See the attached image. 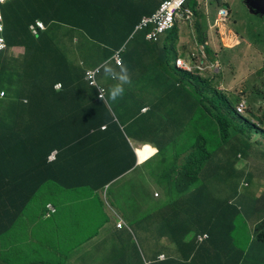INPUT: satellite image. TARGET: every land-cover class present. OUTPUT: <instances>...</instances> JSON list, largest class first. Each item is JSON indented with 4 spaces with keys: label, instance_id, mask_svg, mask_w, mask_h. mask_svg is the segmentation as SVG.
<instances>
[{
    "label": "trees",
    "instance_id": "1",
    "mask_svg": "<svg viewBox=\"0 0 264 264\" xmlns=\"http://www.w3.org/2000/svg\"><path fill=\"white\" fill-rule=\"evenodd\" d=\"M38 1L39 6L27 0L16 10L10 8L11 2L2 6L6 20H11L13 13L16 16V25L5 21L8 43L24 47L26 53L20 70L10 71L16 73L13 75L15 86L11 87L12 90L6 86L0 88V92H6L5 98L0 99V118L15 121L8 123L7 120L5 127L0 125V264H83L81 259L88 262L85 264H209L208 260L213 264V260L222 259L220 255H214L220 244L225 240L234 244L236 228H242L248 244L252 243L255 249V252H249L250 257H263L264 264L261 247L264 245V190L260 191L264 187V130L260 143H250L253 134H258L259 130L235 109L241 100H245L249 117L264 126V103H261V99L264 101V80L231 96L217 88L221 83L213 81L216 77L203 78L194 72L176 69L172 63L178 55L184 54H180L179 24L153 44L145 40L150 29L136 32L143 38L136 37L135 33L130 39L138 21L152 15L164 0H139L137 7L142 8L136 16L123 7V0H90L84 9L81 7L83 0H73L70 4L65 3L66 11L54 10L44 0ZM187 5L193 8L195 15L191 29L205 43L207 34L200 21L206 15L197 0H188ZM37 21L46 29L36 26L38 34H35L30 25H36ZM23 23L26 25H20ZM62 25L68 30L74 28L81 32L76 43L71 41L74 46L80 39L94 42L88 49L91 58L77 59L78 67L70 64L64 49L55 43L64 41L56 35ZM185 35L194 42L191 34L186 32ZM254 45L257 50H251L249 69L253 68L251 73L258 71L261 76L264 73L261 67L264 64V42H255ZM124 47L123 66L129 70L132 82L134 72L142 75L145 82L152 79L153 76H148L152 70L162 77L156 82L158 85L149 84L155 89L154 96L158 94L151 104L134 91L140 90V85L131 83L124 86V95L118 99L123 104L115 106V102L107 98L108 91L117 83L111 78L109 86L103 84L107 90L103 102L96 89L84 79L86 69L99 68L97 78L101 81V65L104 63L118 68L113 56L115 51ZM188 47L184 46V49ZM206 52L213 61L228 62L225 49L215 56L209 47ZM193 58L198 62L199 55ZM3 65H6L5 60ZM66 76H75V85L63 81ZM58 82L62 83L61 91L55 90ZM65 86L73 87V94L78 88L85 92L90 89L92 99L105 108L111 121L103 120L105 117L100 114L97 123L91 124L87 130L81 124H70L64 112L66 105L62 112L50 108L52 98H65L67 93L62 94ZM147 105L149 109L143 113L142 109ZM254 108L260 110V116H255ZM130 117L136 121L125 126V120ZM25 119L29 121L24 123ZM104 122L109 124L103 132L99 126ZM128 138L156 145L158 152L151 160L155 163L163 157L164 164H155L156 172H162L156 176L167 184L165 196L174 200L168 204L162 202L163 222L158 223L151 212L141 216V223L146 219L159 237L152 240L143 236L140 239L135 230L124 227L116 233H125V237L116 233L111 237L101 235L106 244L100 245L96 240L100 227L112 218L105 212L107 207L100 191L109 183L108 192L116 187L122 196L125 193L135 196L139 190L132 182L120 185V178L127 173L130 163L125 164L122 158H117L116 151L127 149L131 165L135 167L137 163L136 147H130ZM171 145L174 146L173 152L168 148ZM53 150L59 153L56 161L50 164L48 157ZM25 155L29 169L31 163L35 168L28 175L21 170L18 160ZM167 155L170 160L166 159ZM69 163H77L74 171L79 177L73 185H64L57 179L61 181L60 171H68L66 166ZM136 167L137 171L138 168H147V161ZM145 175L146 183L156 179L149 171ZM225 188L229 194L216 201ZM158 198L160 200L161 196ZM238 198H245L251 210L246 211ZM61 200L69 201V213ZM49 201L60 208L54 215L45 217L47 220H42ZM34 205L37 213L31 211ZM119 211L124 214L123 209ZM254 215L262 216L263 221L249 229L248 220ZM211 225L213 229L209 227ZM200 232L209 233L210 238L198 244ZM45 233L44 237L41 236ZM163 238L171 239L177 250L170 252L168 248L164 260H159L156 252L150 257L153 259H149L144 241H154L155 248ZM104 247L107 253L100 256V249ZM78 248L82 251L79 254Z\"/></svg>",
    "mask_w": 264,
    "mask_h": 264
},
{
    "label": "rangeland",
    "instance_id": "2",
    "mask_svg": "<svg viewBox=\"0 0 264 264\" xmlns=\"http://www.w3.org/2000/svg\"><path fill=\"white\" fill-rule=\"evenodd\" d=\"M218 1H220L221 5L223 6L226 5L225 2L228 3L229 11L231 10L230 13L231 14L234 13V16L232 17V19L234 20V24H235L234 30L237 31L239 35H236L232 31L233 33L230 32L231 35L229 36V39L225 36L221 39V36L218 35L221 29L215 26V22H213V27L212 29H210V26L212 25H210V23H208V21L206 20L208 18L216 16L217 9L220 6ZM200 9L203 10V12L206 14V17H207V18L202 17L200 21L203 29H205V35L207 34L206 42L205 43L201 42L195 30L193 31L191 29V25L193 24V22H189V24L183 23L182 25L186 26V32L188 34H191L192 38L193 39L195 38V39H194L193 45L185 49V51L180 50V54H182L183 52H186L188 54L193 53L194 55H199V59L202 60L201 65L203 66L204 63L206 64L211 63L209 56L205 51L206 46L210 47L213 56H215L218 52L221 51L222 48H224L225 49L224 55L228 62L226 64L223 63V66H221L220 61H217L214 64L215 69H213V71L209 72L208 74L216 77L213 79L214 82L218 81L219 84L221 83L220 86H217L219 90H222L225 93L227 92L231 94V96H233V94H237L241 92V90L244 88H247V87L253 88L255 83H260L261 81H263L264 73L261 74V76L258 74V71L251 73L253 68L249 69V61H251V55H250L251 50L252 49L257 50L254 48L255 45L251 43H254L257 41L264 42V16H262L260 19L251 16L247 12L246 8L244 7L242 0H201ZM212 20L214 19L212 18ZM205 22H206V26H204ZM220 26H222V24H220ZM227 26L230 28L229 24ZM65 29L68 30L66 27ZM212 33H215V35L217 34L219 36L220 41H217L216 38L210 39L208 34H212ZM226 33L227 35H229L228 30H226ZM254 33H256L257 38L251 39V43H248L247 41L242 40V39L248 38L251 34H254ZM141 36L142 34H139L138 38H141ZM239 36H241L242 39H240ZM237 38H239L240 43H242L244 47L242 48H240V46L235 47V41L233 40ZM190 40L192 41L191 38L186 36L184 38L185 44L186 42ZM217 42H221V45L220 44L218 45ZM63 43H65V47L63 48L64 52L72 53V54H69L68 56L73 55L77 57L76 54H78L80 55L81 60H84V61L87 60V58L88 59L91 58L89 57L88 49L90 46H93L94 42H91L90 40H87V39H80L79 43L75 44V46H77L79 51L74 50L73 44L69 38L65 39ZM233 47H235L234 52L231 51ZM97 55L98 53L96 54V56ZM214 62L215 61H213V63ZM261 67H263V70H264V64L263 66L261 65ZM222 69H224V71ZM134 74H135V77H134L132 84H135L138 86L140 85V90H134V91H137V94L140 97L146 98L147 103H150V104L153 103L154 101L153 98L158 95L157 94L156 96H154L155 89L152 86L149 87V84H147L145 80L142 81V78L140 77V75H137L135 72ZM199 75L203 76V74L201 73H199ZM100 79L104 85L109 84V78L104 77V75H101ZM260 99L261 98L259 97L255 103L258 104ZM261 103H264L262 99H261ZM247 110L248 109H246V115H247ZM255 110H256L255 116L256 117L260 116V113H259L260 110L258 111V109L254 108V112ZM133 141L136 147L139 161L141 162L140 165L144 164L147 161V168H140V169L138 168V171L134 170L132 173H130L126 177H125L126 174L122 175L123 179H120V185L126 186L130 182H132L133 184L138 185L136 187L139 188V190L136 192L135 196H129V193H125L122 196V195H119V191L116 187H112L110 191L107 192L106 197H107L108 203L111 206H114L118 208L119 210L123 209L124 211L123 218L125 219L126 224H127V226L124 225V227H127L128 230L130 229H132L133 231L135 230L140 239H142L143 236L147 238L150 237L151 239H153L159 236L155 234L152 231V229L148 226V221L146 219H143L141 223V216L145 217L146 215H148L149 212H151V213H154L153 215V218H154V216L156 215V212L160 210L162 206V202L168 204L172 202V200L174 199L172 197L169 198V196H165V194L167 193V191H165L167 184H165L166 182L164 180L159 179L156 176L157 173L161 172V171L156 172L158 171V168H156V165H164L162 163L163 157H160L159 158L160 160L156 161L155 163L151 160L154 157L153 155L158 152L156 145L152 142L151 144L140 142L137 139ZM168 148L170 151L172 152L174 151L173 145L168 146ZM180 150H182V148H179V151ZM181 157L183 158V156ZM148 158H150L149 159L151 160L150 162L147 160ZM166 159L170 160V156L167 155ZM148 171L150 172L151 175H155L156 179L153 178L151 179L152 181L149 180V182L146 183V181H144L146 177L145 173H148ZM151 183L152 185L150 186ZM143 185H145V188L143 187ZM126 188L129 189V186H127ZM154 190H155L154 192L155 197L153 195ZM254 190H256L255 193L259 195L257 192V189H254ZM263 190H264V187L262 186L260 188V191H263ZM156 192H158L159 195L161 196L160 200L158 198L160 196L156 195ZM227 192L229 191H227L226 188L222 189V193L219 196L221 197L226 194H229ZM122 203H126L125 206H123ZM92 208L93 209L95 208V203L92 205ZM31 211L32 213H37L38 209L34 205L31 207ZM39 218L40 216H38L37 220ZM155 220L158 223L163 222L162 217H159L158 219H155ZM41 224L47 226V224H43V223ZM116 234H118L119 237L120 236L125 237L124 235L125 233H116ZM45 235L46 233L42 234L41 236L44 237ZM233 239L237 243L238 248L240 250H244L246 247H248L247 246L248 240H247L246 233L243 231H239L238 228L235 229ZM162 247H164L165 249L168 247H175L174 250L175 251L177 250V246L169 238L161 239L159 248H162Z\"/></svg>",
    "mask_w": 264,
    "mask_h": 264
},
{
    "label": "crops",
    "instance_id": "3",
    "mask_svg": "<svg viewBox=\"0 0 264 264\" xmlns=\"http://www.w3.org/2000/svg\"><path fill=\"white\" fill-rule=\"evenodd\" d=\"M28 1H33L36 4H38V6H39V1L38 0H28ZM89 1L90 0H83L81 7L84 9L86 4ZM26 2H27V0H13L11 2L13 5H11L10 8H13V9L16 10L18 7H20V5L22 3H26ZM44 2L49 3V5L51 7H53L54 10L66 11L67 8L65 7V3L66 4H70L71 2H73V0H44ZM138 2H139V0H133V1L132 0L131 1L123 0V3H124L123 7H125L127 10H130L129 13L132 14V15H133V12H134L135 16H136V14L142 8V7H137L136 3H138ZM11 17H12L11 20H6L5 19V21L9 22V24H11V25H16V20H15L16 16H15V14L14 13L11 14ZM212 18L215 20L216 16L208 18L206 20V21H208V23H210V25H212V26H210V29H212L213 22H214V20H212ZM205 24H206V22H205ZM20 25H26V23H23V24H20ZM224 29L228 30L229 35H228L227 38L229 39V36L231 35L230 32H232L234 29H229L227 27H224ZM224 29L221 30L220 33H218V35L221 36V39L225 36L224 33H223ZM67 31H74V30H67ZM80 34H81V32L74 31V33L72 35L66 34V35L62 36L61 34H58V32H56V35L62 37L64 40L67 39L66 37H68V36H70L69 37L70 40L74 39L75 37H79ZM185 34H186V26L180 24V38H181V40H180V43H179V47L181 48L182 51H185L184 46L188 45L189 47H191L193 45V43H194V42H192L190 40V41L186 42V44H185V41H184V38L186 37ZM208 35H209L210 39L216 38L217 41H220L219 36L217 34L215 35V33H212V34H208ZM250 38H251V35L248 37V39H250ZM55 43H57V44L59 43L61 48L65 47V43H63V41H55ZM217 43H218V45L219 44L221 45V42H217ZM25 53H26V50H25L24 47H17L16 48L17 56L21 57ZM69 54H72V53L65 52V55H66L68 61L70 62V64L75 65V66L78 67V62H77L78 58L73 56V55L68 56ZM54 57L57 58L58 56H54ZM3 60L6 61V65H3ZM10 60H12V59H8L4 54H0V75H1V77H0V88H2L3 86H6L8 88H11V87L15 86V78H14L13 75H15L16 73L13 72V74H12V72H10V71L14 70V71L17 72L18 70H20L21 64L23 62L19 58H17L18 64H16L15 62L11 63ZM1 67H2V69H1ZM149 75L153 76V78L149 79L147 81L148 84H157L156 82H158L159 80L162 79L161 75L157 74L156 70H152V72H150V73L148 72V76ZM49 77H50V79H52V76H49ZM140 77L142 78V75H140ZM75 78H76L75 76H66L62 80L63 81L65 80L66 82H68V84H70L72 86V85H75V84H73L74 81H75ZM58 83H60V82H58ZM114 85H112V87ZM71 86H69V87L65 86L67 88L62 93V94L67 93L65 98H63V99L62 98H52L51 99L50 108H54V109L58 110L59 112H62V110H61L62 107H64L66 105V108H65L64 112L67 114V117H69L70 124H81L83 129H86V130L89 128V126L91 124L97 123L96 120H98L97 118H99L100 114H102V117H105V119H103V120L111 121V116L107 113L105 108L99 102H96V101H94L92 99V94L93 93L91 92L90 89L87 92H85L82 88H78L77 92L75 94H73L74 88L71 87ZM11 90H12V88H11ZM169 95H170V93H169ZM39 103H40V105H43L41 102H39ZM120 104H123V102H118L117 100L115 101V106H118ZM145 108H148V105ZM18 117H20V115ZM130 118L131 119H126L125 120V122L127 124H125L124 121H123L125 126L129 125L131 122L134 123V121H136V120L133 119V117H130ZM7 120H8V123L15 122L12 119L0 118V125L5 127L4 123ZM28 121H29L28 119L23 120L24 123H27ZM108 124H109L108 122H104V124L100 125L99 127L101 128L103 126H107ZM136 133H137V130H136ZM128 142H130V147L132 148L134 146V141H132V139H128ZM119 147H121V149H123L122 145H118V148ZM53 151H55V150H53ZM128 152L129 151L127 149L124 152L122 150H117L116 151L117 158H122V161L125 164L130 163V165L127 167V171H126L127 173H126L125 177L127 175H129L130 173H132L137 168L136 165H135V167H133L131 165V162L128 160L129 159L128 156H127ZM18 160H19V165L21 167V170L24 171L26 175H28L29 172H31L32 170H35L34 165L32 163H31V168L29 169V163L27 162L29 160L27 159V155L21 156ZM48 163L51 164V162H49V160H48ZM111 163H113V160H111ZM76 165H77V163H75V164L74 163H69L66 166V169L68 171L61 170L60 171V179H61V181L58 180V179H57V181L59 183H61V184H64V185H73L75 183V179H77L79 177V174L77 172L75 173V171H74L75 168H76ZM6 166H7V164H5V167ZM137 166H139V163H138ZM120 179H123L122 176H121ZM114 182H115V180H114ZM154 192H155V190L153 191V195H154ZM154 197H155V195H154ZM220 200H223V198L219 197L216 201H220ZM237 200L242 203V207L246 211H250L251 210V206H249L247 204V201H246L245 198H238ZM61 203L65 206V210L68 211V209L70 208V206H68L69 201L67 200V201L64 202L63 200H61ZM56 206L58 207V209L60 208L58 205H56ZM69 212L70 211H68V213ZM45 213H44V215L42 217V220H47L48 219V218H45ZM107 215H110L109 211H107ZM159 217H162L163 219L165 217L164 214H163L162 209L159 210L158 212H156V215L154 216V219H158ZM262 219H263L262 216L254 215V216L250 217V219L248 220L249 229L254 228L255 226H257L260 222L263 221ZM115 225H116L115 224V219L112 217L111 219H109V221L107 223H105L104 227H102V228L100 227L99 239H96L97 242L100 245H102V243L104 242L102 240V238H101V235H106L107 236L109 234V236L111 237L113 235V233H116L118 231L117 230L118 228ZM209 227L211 229L214 228L213 225H211ZM205 228H207L206 230L211 231L210 228H208L206 226H205ZM240 229H242V228H240ZM240 229H238V230L242 231ZM107 230H108V233L106 232ZM202 233H207V232H200V234H202ZM152 240L144 241V248H145L146 256L149 259H153V257L152 258H150V257L153 256L155 252H156V255H158V257H159L162 254L163 255H167V253L170 250L174 251L175 247H168V248H170L169 251H168V248H166V249L164 247L159 248V245H160L161 241L159 242L158 247L155 246V248H154L153 247L154 241H152ZM225 241L226 242H224V243L219 245L218 250L214 253V255H218V256L220 255L222 257V259L219 257L217 260H213L214 261L213 264H263V262H262L263 261V257H260V259H259V256H256V255L253 256L252 258L250 257L249 252L250 253L255 252V249L252 248L253 247L252 243L251 244H247L248 247H246L244 250H240L238 248V245L235 242V240H234V244H231L229 241H228V243H229L228 244L227 240H225ZM104 244H106V242H104ZM261 247H262V253L264 255V245H261ZM76 251L78 252V254L80 252H82L81 248H78ZM100 251H101V253L99 254L100 256H104L107 253L106 247H104L103 249H100ZM73 257H74V254H73ZM260 260H261V263H259ZM84 262L88 263L85 259H81V263L85 264ZM207 262L209 264H211V260H208Z\"/></svg>",
    "mask_w": 264,
    "mask_h": 264
},
{
    "label": "clouds",
    "instance_id": "4",
    "mask_svg": "<svg viewBox=\"0 0 264 264\" xmlns=\"http://www.w3.org/2000/svg\"><path fill=\"white\" fill-rule=\"evenodd\" d=\"M12 1H13V0H8V1H6L5 3H3V4L0 5V7H1V17H2V26H3V33H2V35H3V38H4V42H5V47H4L3 49H0V54H4L8 59H12V60H10L11 63H14V62H15L16 64H18V60H17V58H19V59L22 60V57H23L24 54H23L21 57L17 56V54H16V48L19 47V46H12V45H10V44L8 43V38H7L6 35H5V30H6L5 18H4V15H3V13H2V6H3L4 4H6V3H10V2H12ZM166 1H171V0H164L152 15H150V16H144L143 18L140 19V21H138V24L136 25V28H135L134 32L132 33V36H131L130 39H132V38L137 34V33H136L137 31H139L138 33H140V32H143V31L146 30V29H150V30L146 33V35H145V40H147L149 43L153 44L154 42H158V41L161 39V37H162L163 34H166L169 30L173 29L174 26H175L176 24H179V25L181 24V25H182L183 23H188V24H189V22H194V18H195L194 10H193V8H191L190 6L187 5V1H188V0H185L184 5H183V8H182L181 12L179 13V15H182V14H183V16H182V17H180L179 15L175 16L174 23H173V25H172L171 28H169V29H167V30H164V31H162V32H157V31H156V27H157V26L154 25L153 23L148 22L147 24H144L143 21H144V20H149V19H151L154 15H156V14L159 12V10L161 9L162 5H163ZM0 2H2V0H0ZM197 2H198V6H199V8H201V1H200V0H197ZM218 2H219V4H220V6H219L218 9H217L216 18H215V20H214V22H215V26H216L217 28L219 27L221 30H223L224 27L229 28V27L227 26V25L229 24V26H230L229 29H234V26H235V25H234L233 22H232V21H234V20L232 19V17L234 16V13H233V14L230 13L231 10L229 11L228 3H227V2H225V4H226L225 6L221 5L220 1H218ZM242 3H243V0H242ZM243 5H244V3H243ZM244 7L246 8L245 5H244ZM186 10H189V11H190L189 17H187L188 14L186 13ZM246 10H247V12L249 13V11H248L247 8H246ZM221 11H225V12H226V16H225L224 18H222V19L220 18V15H219V13H220ZM249 14H250V13H249ZM205 15H206V14H205ZM250 15L253 16V17H256V18H258V19H260L262 16H264V15H262V16H259V15L254 16V15H252V14H250ZM205 18H207V17L205 16ZM230 23H231V24H230ZM39 24H41L42 26H39ZM220 24H222V26H220ZM36 26H37V27H40L42 30H45V29H46V27H45L44 24H42L41 22L37 21V24H36V25H35V24H31V25H30V29H31L32 32L35 33V34H38V29L36 28ZM32 27H33L34 29H33ZM72 30H74V31H79V30H75L74 28H72ZM74 31H72V33H74ZM56 32H58V34H61L62 36L66 35V34L71 35V33H67V30L65 29V26H64V25H62L60 29H57ZM79 32H80V31H79ZM233 32H234L236 35H238V34L235 32V30H233ZM135 33H136V34H135ZM223 33H224V35H225L226 37H228V35H227L225 29H224ZM134 34H135V35H134ZM152 34H154V36L149 37V36L152 35ZM138 35H139V34H137L136 37H138ZM69 37H70V36H68V37H66V38H69ZM141 37L143 38V35H142ZM76 38H78V37H75L74 39H71V41H72V40H75L74 43H76ZM239 38L242 39L241 36H239ZM239 38H237V39L234 40V41H235V47L240 46V48H242V47H244V46L242 45V43H240ZM256 38H257V35H256V33H254V34H251V38H250V39L247 38L248 40H247V39H242V40L247 41L248 43H251V39H256ZM133 41H134V39H133L131 42H133ZM131 42H130V43H131ZM257 42H259V41H257ZM257 42H256V43H257ZM254 43H255V42H254ZM254 43H251V44L254 45ZM14 47H15V49H14ZM207 47H209V46H206V48H207ZM254 47H255V46H254ZM73 48H74L75 51L77 50L76 46H74V45H73ZM206 48H205V51H206ZM209 48H210V47H209ZM233 48H234V47H233ZM222 49H224V48H222ZM124 50H125V47L122 48L121 50H117V51H115V54H114V56H113V58H114V60H115V61H114L115 64H116L117 66H119L118 68L115 67V66H112V65L109 64V63H104V64L101 65V69H102V72H103L104 77H106V78H111V79H114V80L117 81V83H116V84H115V85H114V86L108 91L107 98H108V100H109L110 102H115V101L118 100L119 98H122L123 95H124V92H125V87H124V86H125V85H131V83H132V81H131V75H130L129 70L127 69L126 66H123V57H122V53L124 52ZM183 53H184V54H182V55H178V58H176L175 61L172 63L173 66L176 67V69H178V70H180V71H182V72H183V71H184V72H188V73H192V72H194V73L196 74V76H200V77H203V78H204V77H208V78L211 77V78H214L215 76H212V75H209V74H208L209 72H212L213 69H215L214 64H215L217 61H220L221 66H223V62H222L220 59L214 60L215 62L213 63V59H212V58H211V59L209 58V59H210V62H211L210 64H206V63H204L203 66H202V65H201L202 60L198 59V62H195V60H194L193 57L196 56V55H194L193 53H189V54L186 53V52H183ZM206 53H207V52H206ZM117 54L120 56V59H121V64H120V65L117 63V59H116V55H117ZM76 56H77L78 59H80V55L76 54ZM178 60H182V61H184V65H185L184 68H181V67L178 66V64H177V61H178ZM21 63H22V62H21ZM213 66H214V67H213ZM222 68H223V67H222ZM222 70L224 71V69H222ZM88 72H94V74H95V81H96V84H95L94 80H92V78H89V79L87 78V73H88ZM199 73L203 74V76L199 75ZM98 74H99V68L86 69V70H85V78H84V79H85L86 82H88V84H89L92 88H95V89H96L97 94H98V98L104 102V101H105V98H106L107 90H106L105 87L103 86L102 81H99V80H98V78H97ZM146 83H147V82H146ZM58 85H61V87H60V88H57ZM62 89H63L62 83H57V84L55 85V90H57V91H61ZM102 89L105 90V94H104V92H103ZM5 96H6V92H5V91H1V92H0V99L5 98ZM243 101L245 102L244 109H242V111L239 112L238 109H237V107H238V105H239L241 102H243ZM247 108H248V104H247V102H246L245 100H241V101L235 106L236 113H237L238 115H240V116H244V118H247V120L250 121L253 125H255V126H256V129L259 130V133H258V134H253V137L250 139V143H252V144H257V143H260V142L262 141L263 136L261 135V131L264 130V129H263L264 126L260 125V123H258L257 121H255L254 118L249 117L248 114L246 115V109H247ZM148 109H149V108H144V109H142V112H143V113H144V112H147ZM101 130L106 131V130H107V126H103V127H101ZM128 139H130V138H128ZM128 139H127V140H128ZM132 141H133V139H132ZM129 144H130V142H129ZM134 146H135V144H134ZM134 151H135V154H136V156H137V163H136V166H137L138 163H139V165H140L141 162L139 161V157H138V154H137L136 149H134ZM58 153H59L58 150H55V151L51 152V154H50L49 157H48L49 162H55L56 159H57V155H58ZM53 154H54V159H53V160H50V158H51V156H52ZM151 157H152V156H151ZM151 157H150V158H151ZM150 158H148L147 160H149ZM113 181H114V180H113ZM110 185H111V183L105 185L104 190H101V191H100V192H101L100 195H103V198H104L103 200H104L105 205H106V207H107L106 212L109 211L110 215H112V217L115 219V224H116L115 226H116L118 229H122V228H124V225L127 226L126 221H125V219L123 218V214L119 211L118 208H116V207H114V206H111V205L108 203V200H107V197H106ZM154 195H155V194H154ZM156 195H159V193L156 192ZM50 204L53 205V206L55 207V211H54V212H52V211L50 210V208H49V205H50ZM57 211H58V208H57V206H56L53 202L49 201V202L46 203V211H45L46 213H45V217H50V216L54 215ZM118 229H117V230H118ZM199 238H203V240L200 241ZM209 238H210V234H209V233H202V234H200V235L197 236V243H198V244H201V243H203L204 241H207ZM162 256H163V258H162ZM165 258H166V255H163V254L160 255V256L158 257L159 260H164Z\"/></svg>",
    "mask_w": 264,
    "mask_h": 264
},
{
    "label": "built area",
    "instance_id": "5",
    "mask_svg": "<svg viewBox=\"0 0 264 264\" xmlns=\"http://www.w3.org/2000/svg\"><path fill=\"white\" fill-rule=\"evenodd\" d=\"M6 1H8V0H2V2H0V5L5 3ZM184 2H185V0L166 1L162 5L161 9L159 10V12L156 15H154L149 20H144L143 23L144 24H147L148 22L153 23L154 25L157 26L156 27L157 32H162L164 30L171 28L173 23H174L175 16L179 15V13L181 12L183 5H184ZM186 13L188 14L187 17H189L190 11L186 10ZM219 15H220V18L222 19L226 16V12L221 11L219 13ZM179 16L182 17L183 14L179 15ZM39 26H42V25L39 24ZM2 33H3V26H2L1 7H0V49H3L5 47V42H4V38H3ZM152 36H154V34L150 35L149 37H152ZM116 59H117V63L120 65L121 59H120V56L118 54L116 55ZM177 64L181 68L185 67L184 61H182V60H178ZM87 78L88 79L92 78V80H94V82L96 84L94 72H88ZM60 87H61V85L57 86V88H60ZM102 90L105 94V90L104 89H102ZM244 106H245V102L243 101L238 105V107H237L238 111L241 112L242 109H244ZM53 159H54V154L51 156L50 160H53ZM49 208L52 212L55 211V207L53 205L50 204ZM199 240L202 241L203 238H199ZM162 258H163V256H162Z\"/></svg>",
    "mask_w": 264,
    "mask_h": 264
},
{
    "label": "water",
    "instance_id": "6",
    "mask_svg": "<svg viewBox=\"0 0 264 264\" xmlns=\"http://www.w3.org/2000/svg\"><path fill=\"white\" fill-rule=\"evenodd\" d=\"M243 3L250 14L254 16L264 15V0H243Z\"/></svg>",
    "mask_w": 264,
    "mask_h": 264
}]
</instances>
